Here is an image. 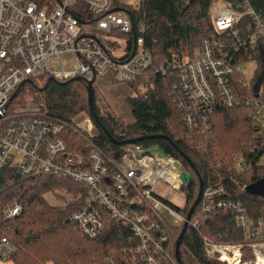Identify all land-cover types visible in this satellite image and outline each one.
<instances>
[{
    "label": "built area",
    "instance_id": "2783aa9c",
    "mask_svg": "<svg viewBox=\"0 0 264 264\" xmlns=\"http://www.w3.org/2000/svg\"><path fill=\"white\" fill-rule=\"evenodd\" d=\"M78 4L88 11L86 22L77 15ZM210 16L214 35L201 42L194 58L177 57L168 66L177 73L183 92L177 101L185 124L189 131L206 133L216 107L234 108L243 99L251 109L257 140L264 142V85L254 84L256 71L251 84L242 72L248 62L264 63V14L249 0H239L215 2ZM137 29L145 33L146 26L140 23ZM132 31L131 19L116 8L115 0H0V171L13 169L23 177L47 175L78 184L86 194L70 193L72 202L83 200L72 219L91 239L104 232L105 215L128 227L134 244L123 260L106 264H181L173 253L171 231L183 229L186 223L197 230L201 219L193 213L188 221L157 190L160 182L176 191L189 185L182 183L187 170L180 161L159 151L147 153L141 146L127 147L119 159L108 158L91 144L88 154L72 153L62 135L67 124L54 121L42 107L11 108L12 97L24 84L42 76L59 83L82 78L95 84L109 74L119 83H135L143 76L148 80L153 60L143 37L137 39V52L128 59H123L125 45L121 52V45L116 49L107 43L118 42L114 34ZM232 52L246 59L237 63ZM232 79L244 89V96ZM144 93L139 86L138 96ZM73 125L80 134L84 131L93 137L89 114H83L82 124L73 119ZM234 162L239 174L256 165L242 154L234 156ZM257 164L264 165V154ZM224 194L221 185L205 190L199 213L230 209L253 259L242 261L244 245H224L207 237L206 255L223 264H229L224 255L237 258L239 264H264V218L253 221L241 204L223 200ZM21 211L15 204L7 219ZM19 252L18 245L0 231V261L12 260Z\"/></svg>",
    "mask_w": 264,
    "mask_h": 264
},
{
    "label": "trees",
    "instance_id": "16d2710c",
    "mask_svg": "<svg viewBox=\"0 0 264 264\" xmlns=\"http://www.w3.org/2000/svg\"><path fill=\"white\" fill-rule=\"evenodd\" d=\"M217 1L236 3L239 0H141L136 8L115 0L116 8L124 10L133 25L130 35L114 34L125 41L123 59L136 54L137 39L143 37L153 60L148 80L143 76L128 84L133 90V95L126 99L134 118L132 124L116 116L111 106L106 105L104 95L93 86L98 122L91 118L95 126L93 137L80 134L73 125V118L82 112L90 115L89 82L84 80L49 83L50 78L38 77L25 83L12 102L23 104L31 97L33 104L44 107L54 121L67 124L62 135L72 153L88 154L91 144L108 158L119 159L129 146H141L146 151L159 146L166 155L180 161L192 177L189 185L183 188L185 209H176L186 216L203 188L193 212L194 218L201 217V225L197 230L192 226L187 228L179 249L181 264H223L206 255L205 237L224 245H244L242 261L253 259L244 231L238 227L230 209L205 215L199 213L203 193L208 188L223 186V200L241 204L255 222L264 218V197L246 192L247 186L264 179V165L257 164L264 154V142L257 140L251 109L243 99L234 108L220 104L211 116L208 132L189 131L178 107L177 100L183 94L178 86V75L168 67L177 57L194 58L201 42L214 35L210 11ZM249 1L258 13L264 14V0ZM77 11L82 22L90 18L85 6L78 4ZM140 23L145 24V33L138 31ZM107 43L110 48H121L118 42L108 40ZM234 55L237 63L246 59L244 55ZM258 66L254 84L264 85V63L259 61ZM139 86L146 89L143 96L137 94ZM233 86L240 96L245 95L244 89L234 80ZM241 154L256 164L248 173L239 174L235 170L234 156ZM184 157L192 163L194 170ZM56 190H65L75 197L86 194L71 180L47 175L23 177L13 169L0 171V231L19 247L20 252L12 259L14 264H106L109 260H123L135 242L130 229L105 215L106 227L100 237L91 239L83 235L72 219L81 209L83 200L71 203L66 210L52 207L46 195ZM15 204L21 206V213L7 219L8 208ZM171 232L173 253L176 254L182 228Z\"/></svg>",
    "mask_w": 264,
    "mask_h": 264
},
{
    "label": "rangeland",
    "instance_id": "374dc122",
    "mask_svg": "<svg viewBox=\"0 0 264 264\" xmlns=\"http://www.w3.org/2000/svg\"><path fill=\"white\" fill-rule=\"evenodd\" d=\"M139 1L140 0H122L121 2L123 4L130 5V6H133L136 8L140 4ZM213 13H216V11L214 12V10H213ZM116 38L118 40V44L122 46L121 52H123L125 41H124V39H120V37H116ZM258 67L259 66L255 61L248 62V63L244 64V66L242 68V72H243V74L245 76V80L247 81L248 84H251L253 82L255 74H256L255 71L258 69ZM94 86L97 88V91H99L100 93H102L104 95V97L106 96L105 99L107 98L108 101L106 99L105 103H106V105L111 106L113 113L116 116L121 117V119H123L125 122L132 124L130 122L133 120L131 109L126 102L127 97L133 95V90L130 89V86L127 83H119L118 82V83L114 84L109 79L102 81V79H100V78H97ZM141 89H143L144 92L146 91V89L142 86H141ZM32 101H33V99L31 97H28L27 101H25L23 104L22 103H15V104L11 105V108H14V109H20V108H24V107L35 108L33 106H37V105H34ZM37 107H40V106H37ZM42 108H44V107H42ZM83 114H88V113L82 112V113L78 114L76 117H74L73 119L75 120V123L82 124ZM92 123H93L92 134H93L95 131V126H94L93 120H92ZM81 132H82V128H81ZM195 177H196V174H195ZM157 190H158V194L164 200H167L169 203H173L174 205H176L180 209H185V206L187 203H186L184 191H176V190L170 188L164 182H160L158 184ZM46 200L52 207H59L60 209H63V210L68 209V206L71 203H73L70 193L66 192L65 190H56L55 192H49L46 195ZM8 209L9 210L13 209V207H10ZM200 219H201V217L197 218V220H199V221H200ZM188 221H190V220H188ZM230 245H232V244H230ZM176 258H177V256H176ZM0 264H14V262L12 260H8V261L1 260ZM47 264H53V263L48 262Z\"/></svg>",
    "mask_w": 264,
    "mask_h": 264
},
{
    "label": "water",
    "instance_id": "95a60500",
    "mask_svg": "<svg viewBox=\"0 0 264 264\" xmlns=\"http://www.w3.org/2000/svg\"><path fill=\"white\" fill-rule=\"evenodd\" d=\"M76 81H81L82 78H76L74 79ZM74 80H71V81H74ZM52 81H54V79H50L49 83H51ZM49 85V84H48ZM47 85V86H48ZM93 86H94V81H91L88 83V91H89V96H88V100H89V106H90V117L92 119H94L96 122H98L96 116H95V112H94V91H93ZM17 94H15L12 99L16 98ZM153 138H161V136H154ZM112 138H111V142H112ZM130 143V142H129ZM155 151H159L161 153L162 156H165L166 154L163 152V150L160 149L159 146H155L149 150H147L146 152L147 153H155ZM185 160H187L186 157H184ZM189 165L191 166L192 170H194V167L192 165V163L189 162V160H187ZM181 180H182V183L183 184H189L191 182V174H189L188 171H184L182 177H181ZM202 192H203V188L201 189L200 191V194H199V199L195 202L196 204L192 207V209L188 212L187 214V217H188V220H190L192 217V214L193 212L195 211L196 207L198 206L199 204V200H200V196L202 195ZM246 192L252 196H260V197H264V179L262 180H259L257 181L256 183L250 185V186H247L246 188ZM188 228V223H186V225H184L183 229H182V234L181 236L179 237L177 243H176V256H177V259L179 260V249H180V245L182 244V240L186 234V230Z\"/></svg>",
    "mask_w": 264,
    "mask_h": 264
},
{
    "label": "bare ground",
    "instance_id": "6f19581e",
    "mask_svg": "<svg viewBox=\"0 0 264 264\" xmlns=\"http://www.w3.org/2000/svg\"><path fill=\"white\" fill-rule=\"evenodd\" d=\"M222 259L225 261V262H229V264H239L238 263V259L237 258H234V257H230L228 255H224L222 257Z\"/></svg>",
    "mask_w": 264,
    "mask_h": 264
},
{
    "label": "crops",
    "instance_id": "0c3cea01",
    "mask_svg": "<svg viewBox=\"0 0 264 264\" xmlns=\"http://www.w3.org/2000/svg\"><path fill=\"white\" fill-rule=\"evenodd\" d=\"M118 2H120L121 3V1L122 0H117ZM140 2V1H139ZM138 7V6H137ZM100 79H102V81H105V80H107V79H109L112 83H114V84H116V83H118V82H115L114 81V79H113V76H111L110 74L109 75H105L103 78H100ZM106 97V96H105ZM107 99V98H106ZM107 101H108V99H107ZM133 120L132 121H130L131 123H133L134 122V118H132ZM128 121V120H127Z\"/></svg>",
    "mask_w": 264,
    "mask_h": 264
}]
</instances>
